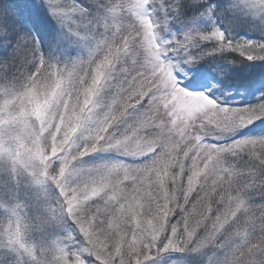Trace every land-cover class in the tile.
Returning a JSON list of instances; mask_svg holds the SVG:
<instances>
[{
  "label": "snow or ice",
  "instance_id": "obj_1",
  "mask_svg": "<svg viewBox=\"0 0 264 264\" xmlns=\"http://www.w3.org/2000/svg\"><path fill=\"white\" fill-rule=\"evenodd\" d=\"M44 9L63 59L32 31ZM246 16L264 37V0L0 3L4 63L19 65L0 83V159L54 184L75 225L46 261L17 204L0 245L24 264H167L209 247L208 264H264V72L235 67L264 62V38L239 34ZM73 44L86 54L66 55ZM249 85L254 103L229 99ZM97 152L131 159L84 160Z\"/></svg>",
  "mask_w": 264,
  "mask_h": 264
},
{
  "label": "rangeland",
  "instance_id": "obj_2",
  "mask_svg": "<svg viewBox=\"0 0 264 264\" xmlns=\"http://www.w3.org/2000/svg\"><path fill=\"white\" fill-rule=\"evenodd\" d=\"M5 0H0L4 3ZM32 0H7L10 5L23 6L31 3ZM209 3H217L218 0H208ZM219 2H227V0H219ZM192 9H189L191 14ZM32 31L40 39V47L47 55L50 51L53 56H60L61 59L64 55L61 52L64 46L61 45L53 50L55 40L58 33V25L56 21L48 14L47 9L42 11H35L32 13ZM245 20H255L256 26L251 31L243 29L240 35H247L249 39H261V32L259 31V20L251 16H246ZM204 23V21H201ZM223 26V25H222ZM174 30H179L176 26ZM170 35V33H165ZM14 35L10 36L7 29L0 26V83L6 79L11 78L16 73L18 64H5L4 61L9 58V53L12 50V44L6 43L7 40L14 39ZM86 49L80 45H71L66 49V55L78 56L85 55ZM255 63V67L245 69V73L255 72L259 75L264 72V62H247L245 64L251 65ZM241 64V65H245ZM237 65L236 73L240 75V70ZM31 68V65H28ZM257 96V90L249 85L248 90L242 96L234 95L241 103H254ZM72 95H68L64 100L65 106L72 104ZM233 99V98H232ZM41 105L38 104V108ZM112 159H131L122 157L116 152H97L89 154L84 158L86 162L95 163L103 160ZM20 203L23 205L24 215L31 221V228L28 232V239L35 243L40 249L48 250L44 252V259L46 261L52 260V253L50 251L53 241L66 236L75 227L74 222L69 217L59 218V209L61 205V197L58 189L52 183L44 185L36 184L32 181L31 177L26 175L21 169L20 175L13 173L9 167V163L0 160V220H6L10 215V208L13 204ZM56 217H53V213ZM53 217L52 219H49ZM43 222V223H41ZM221 253L209 247L201 253H173L167 257V264H208L209 258L220 257ZM0 258L6 259V264L10 259H22L20 255L14 252L11 248L0 245Z\"/></svg>",
  "mask_w": 264,
  "mask_h": 264
},
{
  "label": "clouds",
  "instance_id": "obj_3",
  "mask_svg": "<svg viewBox=\"0 0 264 264\" xmlns=\"http://www.w3.org/2000/svg\"><path fill=\"white\" fill-rule=\"evenodd\" d=\"M71 105H72L73 109L76 110V108L78 107V102H77V99L76 98H74V97L72 98V104ZM100 118L101 117H99V116L95 117V119H100ZM0 160L7 161L9 163V167L12 169L13 173H15L17 175H20L21 168H16L14 170L13 163H12V161L10 159L4 158V159H0ZM17 204H20V203L13 204L10 209L14 208ZM24 217H25V223L31 226V221L25 215H24ZM4 221L5 220H0V225H3L4 224Z\"/></svg>",
  "mask_w": 264,
  "mask_h": 264
},
{
  "label": "trees",
  "instance_id": "obj_4",
  "mask_svg": "<svg viewBox=\"0 0 264 264\" xmlns=\"http://www.w3.org/2000/svg\"><path fill=\"white\" fill-rule=\"evenodd\" d=\"M189 10V9H188ZM187 10L188 14L190 15L189 11ZM239 67V70H240V75L236 73L237 75V78H240L242 77L244 74H245V69H249V65L245 64V65H241V66H238ZM238 99L237 97H231L229 99ZM9 263H12V264H24V261L21 259H10V262ZM0 264H6V259H1L0 258Z\"/></svg>",
  "mask_w": 264,
  "mask_h": 264
}]
</instances>
